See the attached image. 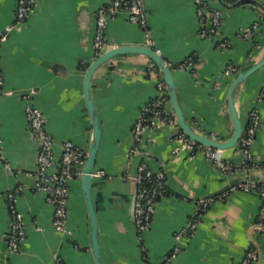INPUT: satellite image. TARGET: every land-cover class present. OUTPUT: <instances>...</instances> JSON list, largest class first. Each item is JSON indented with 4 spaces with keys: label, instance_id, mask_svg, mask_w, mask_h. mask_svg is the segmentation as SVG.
Returning <instances> with one entry per match:
<instances>
[{
    "label": "crops",
    "instance_id": "1",
    "mask_svg": "<svg viewBox=\"0 0 264 264\" xmlns=\"http://www.w3.org/2000/svg\"><path fill=\"white\" fill-rule=\"evenodd\" d=\"M147 30L130 22L127 11L110 18L103 53L123 46L155 49L172 66L186 121L198 133L221 141L234 133L229 90L235 74L259 62L264 54V20L253 38L241 33L264 16L259 5L239 0H203L220 10L221 33L203 38L204 23L196 0H142ZM111 0H37L33 12L16 25L18 0H0V264H98L93 253L92 220L82 175L70 182L68 232L54 227L55 208L37 188L40 145L26 115L39 109L53 141L59 169L64 145L89 152L94 127L85 98V78L98 58L94 48L97 15ZM13 30L5 40L7 26ZM221 39L228 41L219 47ZM163 75L144 54L119 55L100 66L92 80V97L102 123L94 168L92 197L98 216L100 258L105 264H240L250 248L264 264L263 200L256 191L234 189L249 180L248 155L238 145L223 152L230 170L209 162L202 151L191 158L178 139L179 128L147 129L141 143L134 126L159 95ZM264 67L238 88L236 108L245 126L256 110L260 126L250 146L258 166L254 182H264ZM167 107L173 111L169 99ZM136 149L135 153L132 151ZM166 174V194L156 202L150 229L140 240L133 205V177L140 164ZM245 172L246 176L237 173ZM240 182L226 189L232 182ZM13 195V200L9 196ZM209 206L202 208V202ZM21 214L26 236L21 251H9L12 209ZM200 214L193 234H185ZM182 236L179 237V234Z\"/></svg>",
    "mask_w": 264,
    "mask_h": 264
},
{
    "label": "built area",
    "instance_id": "2",
    "mask_svg": "<svg viewBox=\"0 0 264 264\" xmlns=\"http://www.w3.org/2000/svg\"><path fill=\"white\" fill-rule=\"evenodd\" d=\"M37 0H18L16 25L24 23L33 12ZM198 8V16L204 23V28L201 32L203 38L216 37L221 33L222 15L220 10L210 8L203 0H196ZM127 11L130 22L138 24L147 30L148 17L142 0H111L106 7L100 8L97 15V28L94 39V48L97 56L103 54L106 46L105 29L110 18L116 17L121 11ZM261 20L264 16L252 26L241 33L245 38H253L260 29ZM13 26H7L2 35V40H5L8 34L13 30ZM228 46L226 39H221L219 47L225 48ZM240 71L235 67H230L226 70L227 74H238ZM4 83V77L0 70V92ZM159 95L157 99L147 105L141 117L134 126V140L137 144L141 143L144 133L147 129H157L162 125H170L175 128L177 126V119L174 112L167 107L169 101L167 86L162 81L159 86ZM260 99L264 100V88L261 91ZM27 119L31 128L32 135L40 145V152L38 155V182L37 188L46 193L47 202L52 204L55 208L54 227L57 231L62 233L68 232V201L70 195V182L76 176L83 174V169L88 158V152L79 148L75 144L69 142L64 145L63 154L59 162V169L52 173L50 169L54 165V152L52 137L47 130L46 118L44 114L32 105L26 108ZM248 128L246 126L244 136L240 142V146L248 155L249 167L257 168L258 166L253 161L250 154V146L254 141L255 134L260 126L259 114L253 110L249 116ZM178 139L182 142L183 147L177 148L176 151L182 149H189L191 151V158H193L198 151H202L207 160L214 165H217L224 171H229V165L224 161L223 152L220 149H214L199 145L190 140L181 131L178 134ZM136 149L132 151L135 153ZM137 187L135 216L136 226L138 229L140 240L150 229L152 217L155 212L157 200L166 194V174L164 172L154 173L146 164H140L136 175L132 178ZM234 189H240L246 192L256 191L260 194L263 200L261 209L259 227L264 226V182L259 184L254 181L247 180L244 183L236 186ZM13 200V195L9 196ZM202 208H207L209 202L203 201ZM200 214H196L189 227L184 231L186 234H193L199 223ZM26 236V230L23 218L14 208L12 209V223L9 233L8 246L9 251L18 253L22 248V241ZM182 233L179 234V237ZM179 252L176 248L174 253L167 261L169 264L172 257H175ZM259 261V253L255 247H252L247 252L246 257L240 264H256Z\"/></svg>",
    "mask_w": 264,
    "mask_h": 264
},
{
    "label": "water",
    "instance_id": "3",
    "mask_svg": "<svg viewBox=\"0 0 264 264\" xmlns=\"http://www.w3.org/2000/svg\"><path fill=\"white\" fill-rule=\"evenodd\" d=\"M246 3H253L258 4L255 0H239L236 5H242ZM132 53H138V54H144L148 56L151 60L154 61L157 68L160 70V72L163 75L164 82L167 86L168 96L172 104L173 111L176 115L177 119V126L180 129V131L188 137L190 140L196 142L199 145H203L206 147L214 148V149H220L222 151L230 150L236 148L245 133V124L243 123L242 119L239 117L237 108H236V99H237V93L239 86L246 81L251 75H253L255 72L260 70L264 67V54L262 59L251 66L250 68L239 72L234 80L232 81V84L230 86L229 90V106H230V113L234 122V133L233 136L227 140V141H221L217 140L215 138L209 137L207 135L200 134L196 132L190 124L186 121L182 106L179 101L178 96V87L175 80V76L173 73L172 66L167 62V60L161 56L155 49L147 46H123L114 48L112 50H109L103 54H101L90 66V68L87 71L86 78H85V85H84V91H85V98L86 103L88 106V110L92 119L93 127H94V136H93V142L91 144L90 150L88 152V158L86 160L84 169H83V184H84V192L86 196V201L88 205L89 214L92 220V237H93V253L95 260L98 264H105L101 258H100V243H99V224H98V216L95 209V205L93 202L92 197V181H93V174H94V168L96 166L97 162V156L101 145V139H102V123L100 121L93 97H92V80L94 77V74L96 70L102 66L107 61L111 60L112 58L124 55V54H132ZM246 170H249V180L254 181L256 178L254 177L252 171H250V167H246ZM239 174H243V176H246L245 172L237 173V176ZM240 182H232L225 190L230 189L231 186L236 185ZM245 180L243 181V183ZM242 183V181H241ZM135 204H136V196L134 200L133 205V212L135 213Z\"/></svg>",
    "mask_w": 264,
    "mask_h": 264
},
{
    "label": "trees",
    "instance_id": "4",
    "mask_svg": "<svg viewBox=\"0 0 264 264\" xmlns=\"http://www.w3.org/2000/svg\"><path fill=\"white\" fill-rule=\"evenodd\" d=\"M248 124H249V123H248ZM248 126H249V125H247V128H248ZM259 184H261V183H259Z\"/></svg>",
    "mask_w": 264,
    "mask_h": 264
}]
</instances>
